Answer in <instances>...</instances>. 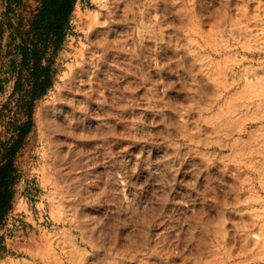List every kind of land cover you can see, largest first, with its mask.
I'll list each match as a JSON object with an SVG mask.
<instances>
[{
  "label": "rangeland",
  "instance_id": "374dc122",
  "mask_svg": "<svg viewBox=\"0 0 264 264\" xmlns=\"http://www.w3.org/2000/svg\"><path fill=\"white\" fill-rule=\"evenodd\" d=\"M51 61L0 264H264V0H76Z\"/></svg>",
  "mask_w": 264,
  "mask_h": 264
},
{
  "label": "trees",
  "instance_id": "16d2710c",
  "mask_svg": "<svg viewBox=\"0 0 264 264\" xmlns=\"http://www.w3.org/2000/svg\"><path fill=\"white\" fill-rule=\"evenodd\" d=\"M75 2L39 0L26 31L19 17L15 22L10 19L0 27V38L10 32L7 48L12 50L6 54L8 59L4 75L13 80L12 97L18 96L17 109L13 111L16 116L7 123L10 139L0 142V231L13 210L16 197L18 175L15 161L32 131L35 102L52 84L51 57L58 53L64 41ZM6 4V10L15 16L21 0H7ZM10 44H13L12 47ZM4 90L5 82L0 83V92ZM7 110L8 105H4L0 116Z\"/></svg>",
  "mask_w": 264,
  "mask_h": 264
},
{
  "label": "crops",
  "instance_id": "0c3cea01",
  "mask_svg": "<svg viewBox=\"0 0 264 264\" xmlns=\"http://www.w3.org/2000/svg\"><path fill=\"white\" fill-rule=\"evenodd\" d=\"M3 233H4V231H3V230H1V231H0V240H2V242H3V239H2V237H1V236H2V234H3Z\"/></svg>",
  "mask_w": 264,
  "mask_h": 264
}]
</instances>
